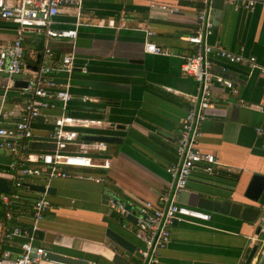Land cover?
Returning a JSON list of instances; mask_svg holds the SVG:
<instances>
[{"label": "crops", "instance_id": "crops-1", "mask_svg": "<svg viewBox=\"0 0 264 264\" xmlns=\"http://www.w3.org/2000/svg\"><path fill=\"white\" fill-rule=\"evenodd\" d=\"M225 3L211 0L214 29L208 42L254 56L264 68V5L235 10ZM201 7L199 0H83L80 10L66 6L55 18L56 29L78 25L75 38L47 37L32 30L20 33L16 23L0 18V41L22 36L26 64V70L15 76L0 71L2 126L22 119L23 107L34 98V73L58 64L65 54H72L75 64L138 70L135 75L98 70L54 74L59 82H69L71 100L64 104L51 98L54 106L32 119L33 135L24 140L25 146L17 142L15 149L0 148V176L8 178L11 187L9 193L0 192V235L1 221L10 228H31L34 202L46 194L51 207L34 234L35 246L91 264H145L141 253L145 243L137 234L138 208L146 200L164 206L160 197L173 185L168 168L179 163L181 121L199 92L196 79L181 70L184 57L195 51L184 37L197 31ZM149 41L168 48L171 55L147 51ZM46 48L52 51L50 58ZM211 59V70L232 80L237 89L215 83L213 106L206 110L201 127L200 149L215 154L219 165L214 172L203 164L196 166L186 188L175 195L178 203L209 213L210 220L175 223L169 244L153 264H239L258 244V252H264V233L259 229L264 184L256 198L258 185H253L255 176L264 177V71L217 55ZM17 80L29 86H16ZM62 114L103 122L78 128L79 140L70 150H80L81 143L104 142L86 136L120 138L104 142L103 150L87 149L95 163L108 160L110 166H66V177L48 183L28 177L17 187L11 164L35 165L38 154L54 150L50 133L54 118ZM112 198L126 204V216L110 208ZM130 214L136 221L128 218ZM22 240L3 239L0 256L18 255ZM37 264L63 263L42 259Z\"/></svg>", "mask_w": 264, "mask_h": 264}, {"label": "built area", "instance_id": "built-area-1", "mask_svg": "<svg viewBox=\"0 0 264 264\" xmlns=\"http://www.w3.org/2000/svg\"><path fill=\"white\" fill-rule=\"evenodd\" d=\"M202 4L198 15L197 31L184 39L195 46L193 54L184 57L181 70L184 75L191 76L199 83V92L193 98V105L187 115L181 121V130L177 140V154L179 163L168 168L173 177V185L170 193L160 197L164 206H158L152 201L142 202L138 208L137 234L145 243L141 250L145 264H153L158 259V253L167 247L172 236V227L177 222L202 223L210 220V214L199 209L191 208L178 203L175 195L186 188L191 172L199 164H203L205 170L214 172L219 159L213 153H204L199 146L201 127L207 119L206 110L213 106V86L215 83L228 87L234 92L237 89L230 79L216 74L211 70V55L225 58L232 63L247 62L253 69L264 71L254 56L245 57L228 51L221 46L211 45L208 42L209 36L213 33L214 22L211 14V0H199ZM232 5L235 10H252L259 4L264 5V0H223ZM83 0H0V18L10 20L19 27V32L35 31L38 34L55 38H75L78 35V25L75 28L56 29L55 18L63 7L71 6L79 10L82 8ZM79 24V23H77ZM151 36L152 32L148 31ZM147 51L159 55H171L168 48L149 41L146 45ZM45 56L50 58L52 51L46 48ZM25 49L22 36L11 41H0V71L15 76L26 70L24 61ZM75 69L74 56L65 54L58 64L41 67L34 73L33 93L31 99L23 107L22 119L12 126L0 125V148L15 149V144L25 146L24 140L33 135L32 119L39 117L46 108L53 107L51 98H56L67 104L72 95L69 82H59L54 74L58 72L72 73ZM54 128L50 138L55 144L52 151L37 155L35 165H26L22 162H13L12 169L16 172L14 182L17 187L22 186L26 178H37L49 182L55 177H66L68 173L63 168L74 167H109L110 163L94 162L92 155L87 149L103 150L104 142L81 143L80 150H70L69 146L79 140L80 127H99L102 120L62 114L53 120ZM262 133V130H259ZM103 179H97L101 181ZM6 202L9 201L5 198ZM109 206L121 216L128 214L126 204L117 198L109 201ZM50 202L46 194L41 195L33 205L34 222L31 228L14 226L10 228L1 221L3 233L0 235V242L3 239L11 240L19 237L24 238L21 242V252L13 256L10 252H4L0 256V264H37L45 259L47 250L35 246V232L40 230L39 222L44 218L46 211L50 208ZM260 232L264 233V206L262 208ZM11 217L10 212L6 214ZM126 226V225H125ZM264 246V240L262 242Z\"/></svg>", "mask_w": 264, "mask_h": 264}, {"label": "water", "instance_id": "water-1", "mask_svg": "<svg viewBox=\"0 0 264 264\" xmlns=\"http://www.w3.org/2000/svg\"><path fill=\"white\" fill-rule=\"evenodd\" d=\"M220 2L225 3L223 0H220ZM74 70H76V71L77 70H85V71L98 70L100 72L117 73V74H122V75H135L138 73V70L130 69V68H116V67H105V66L84 65V64L83 65L82 64H75ZM16 86L28 87L29 82L17 80ZM86 138L93 140V141H104V142L120 141V138H118L116 136L104 135V134L95 135V136H86ZM263 184H264V177H261V176H255L254 177L253 185H258V192H257V194L254 195L255 198L258 196L260 190L263 187ZM32 187L35 190H38L41 192L49 191V189L46 190V188L44 186L33 185ZM10 190H11V187H10L8 178L0 176V192L9 193ZM128 208L131 209V206H128ZM128 218L132 221H136L135 216H132L131 214L128 216ZM258 250H259V244L253 248V250L251 251L248 258L239 264H264V252H261V251L258 252ZM255 257H257V258L254 262ZM45 259L51 260V261H56V262L63 263V264H91L88 260L64 255V254L54 252V251H50V250H48L46 252Z\"/></svg>", "mask_w": 264, "mask_h": 264}, {"label": "trees", "instance_id": "trees-1", "mask_svg": "<svg viewBox=\"0 0 264 264\" xmlns=\"http://www.w3.org/2000/svg\"><path fill=\"white\" fill-rule=\"evenodd\" d=\"M42 45H43V44H40V49H42Z\"/></svg>", "mask_w": 264, "mask_h": 264}]
</instances>
